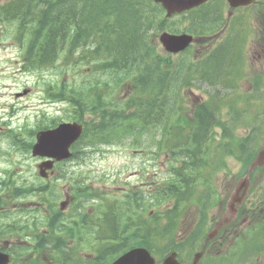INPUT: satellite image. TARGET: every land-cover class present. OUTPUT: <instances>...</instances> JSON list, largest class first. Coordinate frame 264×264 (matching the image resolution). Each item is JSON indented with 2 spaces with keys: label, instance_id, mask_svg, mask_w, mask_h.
I'll list each match as a JSON object with an SVG mask.
<instances>
[{
  "label": "rangeland",
  "instance_id": "obj_1",
  "mask_svg": "<svg viewBox=\"0 0 264 264\" xmlns=\"http://www.w3.org/2000/svg\"><path fill=\"white\" fill-rule=\"evenodd\" d=\"M121 1L131 2L130 0ZM133 3L127 6L136 12H139V10L148 12V15L154 21L151 27V34L153 35L154 33V38L158 31H165L163 25L161 26V22L164 21V13L161 16L159 27L155 28V22L160 17L155 19L151 15L158 12L154 5L145 2L140 3L136 0ZM245 12L253 13L254 11L252 9L244 11L240 9L233 14V17ZM203 14L205 19H207L208 15L211 17L213 12L206 8ZM226 14L227 10H225V16ZM4 19H0V231H4L6 226L14 225L15 229L20 231L22 235L18 237L16 234H11L0 239H7L12 242V251L18 255L19 259L23 258L22 262H25L30 255V249L33 248L31 244H34L32 241L33 237L29 236L30 231L26 228V224H28L29 229L34 228L35 224L45 225L40 232L44 233L45 238L46 235L52 236L57 230V226L63 223H66L70 228L71 225L75 226L74 215L76 212H81L84 208L86 210L90 208L92 203L96 201L94 200L96 195L107 197L109 200L106 203L107 207H102L101 211L110 209V201L122 202L121 198L124 200L134 198L142 208L145 209L146 207V210L149 211H154L157 208L166 211L165 205L168 206V210L173 205V202L169 201L163 205H158V190L164 188V183L176 179V171L180 168V162L178 160H170L168 162V157L165 158V155L160 153V149L157 147L161 145L163 138L157 139L156 135H152V133H144L142 136L136 134L134 136L129 130L121 131V128L118 132L114 131L107 142H103L96 139L91 132H87L74 146V156L71 160L55 165L49 181L38 176L37 166L42 159L34 157L31 152L36 142L35 134L38 129L41 127L53 128L63 121H79L90 125L98 118L96 113L78 110L72 105L77 104L82 95L88 96V98L91 97L87 88L82 85L85 78L90 82H104L107 85L115 80L122 84V88L118 92L114 90L112 94L108 95L109 99L115 98L118 106H121L123 101H129L135 95L138 82L134 71L126 76L103 67L102 64L106 63L109 54L101 58H98L99 55H91L92 58L86 57V52L93 50L95 47V44H93V32L88 33L89 27L93 31L98 28V23L89 27H82L86 32V34L83 33V44H79L80 46L73 55L63 50L56 62L50 66L37 69L28 66L27 69L25 68L28 71H24L22 62L27 53L29 36L21 35L18 21L15 19L8 21ZM187 22L186 19L176 18L168 25H182L187 24ZM84 25L81 24V26ZM259 25L262 27L263 23ZM194 26L197 25L194 24ZM73 32L75 33V31ZM255 36L249 41L250 52L253 54L251 56L252 60L248 61L247 65L249 77H253L256 73L264 76V48L260 43H256L257 35ZM87 40L89 42H86ZM153 42V44L158 43L159 45L158 39L156 40L155 38ZM201 42L204 44L206 51L208 41L203 39ZM232 46H238V43L232 40L223 44L220 47V53H217L211 59L213 63L218 62L216 69L218 72L223 70L222 62L235 63L240 59L242 50L230 53ZM191 50L199 53V55H203L205 52L199 51L197 45ZM174 62H177V60H174ZM97 65L99 66L96 67ZM228 70L229 67L226 66L223 72ZM208 77H211V75L209 74ZM207 80H210V82H207ZM224 80V75L214 79H196L192 87L186 90L183 89L180 93L177 92L180 91L178 84L172 83L174 82L172 81V84L169 85L170 89H168L169 96L166 98V106H172L175 109L179 107L175 103H181V99L189 100L192 105L196 102L191 97H195L199 101L202 99L206 100L208 96L206 91L213 92L215 90L214 83L219 84ZM63 83L68 85V90L71 93L67 95L65 101L57 100L55 93H53L54 89L64 85ZM249 85L246 80L242 83V87L247 90H249ZM90 88L93 87L90 86ZM24 90H27V93ZM56 94L58 95L60 92H56ZM190 104L187 105L191 106ZM188 106L183 107L188 108ZM250 110L253 112L252 108ZM125 112L128 115L130 109H126ZM179 116L177 113L174 116L170 113L164 114L160 127L168 128L169 133L183 132L182 128L173 124L174 119ZM183 117L189 123L193 122L187 115ZM91 130L93 129L90 128ZM239 131L248 133L249 130L243 127ZM134 138L138 140L140 145L133 144ZM256 141L262 142L261 139ZM262 147L264 148L263 143L260 148ZM239 166L236 164V174L232 178L220 176L218 181H216L217 177L213 180L214 189L218 190L225 201L232 195L234 188L237 186L238 183L236 181L241 178L242 170ZM255 174L260 177L257 179L258 183H254L252 186L261 187L264 184V168ZM200 180L197 179L196 195L201 197L207 192V184H203ZM147 182L151 183L152 186H149ZM133 189L134 192L137 189L136 195L131 192ZM148 190L153 191L155 194L149 193ZM191 192L184 193L183 202L189 198ZM63 200H67L69 203L68 212L64 215L59 214V204ZM196 206L192 204L189 208L186 204L182 207L179 214V219L181 218L179 233L176 235L181 234L183 228L191 232L196 229L197 222L203 217ZM122 207L125 210L126 205H122ZM172 210L171 212L173 213ZM205 212L207 214V221L205 220V222H209L214 211L206 207ZM218 212L219 210L217 209L215 213L217 214ZM170 217L176 221L171 213ZM166 219L168 222V218ZM212 222L209 225L206 223L205 229ZM83 224V226H80L79 223V227L74 229L73 232L69 231L70 228L60 232L62 243H64L61 246L62 248L64 245L67 246L65 251L63 250L66 246L62 252L57 253L52 251V249L43 248V244H38L36 248L38 254L34 264H58V257L60 256L68 264H82L80 262H83V264H99L92 262L95 257L93 255L99 253L106 246H111V244L102 239L104 238L102 233L92 230L86 222ZM48 225H51L52 228H49L47 232ZM103 226L108 229L112 228L110 221L107 220L104 221ZM115 228H118L117 225ZM247 228L254 229L249 224V221L245 222L244 232L241 235L250 232L246 231ZM191 232L188 233V236ZM232 238L234 237H230V241ZM176 240L181 242L179 239ZM235 241V239L232 240V242ZM192 242L193 239H189L186 244L190 245ZM228 246H231V244L228 243ZM222 249L224 251V247L216 245L209 249L207 255L211 253L212 256H215V254L223 252ZM66 253H69V261L66 260ZM186 254L193 257L195 252L188 251ZM114 258V255L110 256L108 263L112 262ZM207 259H210V256L205 257L204 260ZM251 261H253V258H248L246 263L249 264ZM254 261H257V259ZM221 262L224 263L226 261L223 259ZM229 263L233 264V261ZM18 264L21 263L19 262ZM207 264H219V262L217 259L209 260Z\"/></svg>",
  "mask_w": 264,
  "mask_h": 264
},
{
  "label": "trees",
  "instance_id": "obj_2",
  "mask_svg": "<svg viewBox=\"0 0 264 264\" xmlns=\"http://www.w3.org/2000/svg\"><path fill=\"white\" fill-rule=\"evenodd\" d=\"M131 3L133 1L127 4L121 0H11V3L4 6L6 14H10L13 19L19 17L23 20L24 26L35 22L28 30L30 40L25 56L24 66L26 68L30 66L37 69L50 66L56 62L63 50L73 55L80 46L78 39L86 34L82 27L98 23L96 31L101 32L100 37L97 38L99 41L94 45L93 50L86 52V57L99 55L98 58H101L109 54L106 63L102 66L126 76L134 71L138 88L129 101H123L121 106H118L115 98L109 99L108 95L112 94L114 90L118 92L122 88V84L115 80L107 85L104 82H90L85 78L82 85L87 88L91 97L82 95L81 98L84 99L79 98L78 103L74 105L78 110L96 113L98 118L90 125L86 124L84 135L91 132L96 139L107 142L113 132H118L121 128V131L129 130L135 136L138 135V132L144 134L149 132L152 127H157L162 129L159 131V135L160 139L163 138L161 145L157 147L162 149L166 146V149H162V151L172 150L174 154H171L170 160L180 162V168L176 171V179L164 183V188L158 190L159 197H157L158 205L169 201L173 202V213L157 208L151 217L145 218L141 212H136V205L141 206L134 198L126 201L123 213L120 211V201H110V209L103 211L99 205L97 206V218L105 216L111 224H119L122 230L118 236L115 231L104 235L102 239L111 246L97 253L99 257L95 261L99 264H107L110 256H116L118 254L115 250L116 247L144 246L154 253L163 254L165 252V248L168 246L166 232L175 227L179 220V212L184 205L182 201L184 191L196 190L197 179L213 174L214 163L211 164V160L213 158L216 162L217 159L206 144L208 132L213 130L216 125L226 127V124H221L217 119L216 112L219 110V106L212 94L209 95L210 101L203 104L198 112V124H188L183 128V133H178L175 136H169L168 131L160 127L167 108L166 98L169 96V85L177 83L180 88L192 85L191 75H195L198 68L189 64L192 61L180 59L174 62L172 58L162 56L156 45L153 44L155 38L151 34V27L154 21L146 11L131 10L127 6ZM153 5L158 12L151 15L155 19L160 17L155 22V28H157L163 11L160 5ZM0 16L5 15L0 13ZM81 24L85 25L81 26ZM162 25L163 28H168L166 22H161ZM91 30L89 27L88 33ZM215 53H220V51L217 50ZM230 65L231 63H229ZM208 69H212L215 75L216 62L213 63L210 60ZM63 84L54 89L55 95H57L56 92H60L58 95L62 97L70 93L68 85ZM128 108L130 113L127 115L125 111ZM241 123V119H238L235 125L240 126ZM229 124L231 123L229 122ZM90 128L93 130L90 131ZM233 137L237 141L235 140L225 147L240 156L245 152V144L248 140L239 139L234 135ZM133 144H139L136 138L133 139ZM253 144L254 147L259 146L257 142ZM135 192L134 195L137 194V190ZM149 192L155 194L153 191ZM99 212L100 214H98ZM170 213L174 215L176 221L170 217ZM203 216L206 214L204 213ZM152 218L154 222H152ZM166 218H168V223ZM204 224L206 222L201 220L199 230L203 229ZM76 225L79 226L77 221L71 229H76ZM196 235L198 236L199 232H196ZM55 240L61 242V238H56L55 233L52 236H46L47 244L53 243ZM240 244L244 245L238 243V245Z\"/></svg>",
  "mask_w": 264,
  "mask_h": 264
},
{
  "label": "water",
  "instance_id": "obj_3",
  "mask_svg": "<svg viewBox=\"0 0 264 264\" xmlns=\"http://www.w3.org/2000/svg\"><path fill=\"white\" fill-rule=\"evenodd\" d=\"M156 3L162 4L164 9L168 12V16L174 13H180L186 10H190L197 7L208 0H153ZM232 7H238L242 5H248L253 0H228ZM165 49L169 52H179L187 46L191 38L183 36H171L167 33L162 34L160 37ZM82 128L77 124H62L58 128L53 130L41 131L37 134V143L33 147V154L35 156L47 157L50 159H56L57 161L66 159L70 157L69 148L73 142H75L81 135ZM52 161L43 163L40 166L41 174L44 175L45 168H50ZM264 164V150L259 153L256 161L254 162L251 170L256 165ZM245 183V184H243ZM242 185L247 186L248 184L243 181ZM241 185V184H240ZM229 209L232 212L235 211L234 205L230 204ZM0 255V264L5 263ZM200 254L196 255L195 264L198 262ZM7 262V261H6ZM113 264H155L154 258L151 256L150 252L144 248H135L119 259H117ZM164 264H180L176 259V254L168 256Z\"/></svg>",
  "mask_w": 264,
  "mask_h": 264
},
{
  "label": "flooded vegetation",
  "instance_id": "obj_4",
  "mask_svg": "<svg viewBox=\"0 0 264 264\" xmlns=\"http://www.w3.org/2000/svg\"><path fill=\"white\" fill-rule=\"evenodd\" d=\"M229 15L232 16L233 13H229ZM221 32L223 31L221 30ZM245 56H246L247 63L248 61L252 60L248 54H245ZM224 168H230V166L226 165ZM240 208L243 209L242 212L244 213V217H242V221L239 224H237L236 220H237V217L239 216V213H238V216L234 220H231L220 231L219 233L221 234L220 241L221 243H224L226 239L228 238L230 239V237L232 236L235 238L238 235V232H240V234L244 232L243 227L245 226V222L249 221V224L252 225L254 229L247 228L246 231L247 232L250 231V232L243 233L241 237L245 241H252L255 243L253 250L255 251V257L257 256V261H253L251 264H264V184L261 187L260 186L257 187L256 185L254 189L252 190V192L250 190L248 194V198L244 200ZM221 217H222V211H219L213 217L214 222L215 223L218 222L221 219ZM11 234H13V232L11 231L9 227L6 226L4 231H0V238L6 235H11ZM11 247H12V242L8 241L7 239L5 240L0 239V251L9 253L13 257H14V254L17 256V254L12 251ZM213 247H215V245H213L212 248ZM221 247H224V251L222 249L223 252L230 253L228 258L230 261H233V263H235L236 256L234 255V253L237 249V246L236 245L224 246L222 244ZM206 252H207V248L199 264H202L203 259H205V257L207 256H210V259H207V261L218 258V257L212 256L211 253L205 256ZM29 254L30 255L27 261L22 262L23 258L19 259L21 264H30L31 262L36 260L38 252L34 250L33 248H31ZM14 258H13L12 263L14 262ZM182 264H191L189 262V257H187V261H183ZM203 264H205V260Z\"/></svg>",
  "mask_w": 264,
  "mask_h": 264
},
{
  "label": "bare ground",
  "instance_id": "obj_5",
  "mask_svg": "<svg viewBox=\"0 0 264 264\" xmlns=\"http://www.w3.org/2000/svg\"><path fill=\"white\" fill-rule=\"evenodd\" d=\"M107 41V40H106ZM100 47V46H99Z\"/></svg>",
  "mask_w": 264,
  "mask_h": 264
}]
</instances>
